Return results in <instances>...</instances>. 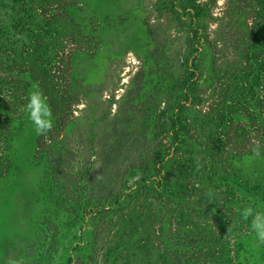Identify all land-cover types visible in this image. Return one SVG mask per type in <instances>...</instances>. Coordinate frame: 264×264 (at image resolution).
<instances>
[{"label": "rangeland", "instance_id": "rangeland-1", "mask_svg": "<svg viewBox=\"0 0 264 264\" xmlns=\"http://www.w3.org/2000/svg\"><path fill=\"white\" fill-rule=\"evenodd\" d=\"M31 1L0 5V107L27 104L31 75L53 127L31 137L39 167L0 184L32 230L0 240V264H111L116 243H146L153 264L161 229L264 264L242 214L264 213V0ZM69 5L54 41L25 37Z\"/></svg>", "mask_w": 264, "mask_h": 264}, {"label": "trees", "instance_id": "trees-1", "mask_svg": "<svg viewBox=\"0 0 264 264\" xmlns=\"http://www.w3.org/2000/svg\"><path fill=\"white\" fill-rule=\"evenodd\" d=\"M20 3H23L22 8L24 9V3L32 4L31 0H0V5L7 9H13L15 11V4L19 5ZM38 3V2H37ZM39 4V3H38ZM41 7V6H39ZM31 6L29 7V9ZM21 6L19 5V8L17 11H20ZM32 9V8H31ZM81 10V9H80ZM79 9L70 8V5L66 8H64L61 11V14L55 15V16H49V20H46L42 17L43 21L39 24L41 25V28L39 29L37 25L30 24V30L25 34V37H28L30 35H34L35 37L41 33L46 35L47 41H54L57 36L58 30L54 29V25H61L53 22L51 25H49L47 22H52L53 17H57V21L60 22L61 20H68V22H72V24L75 23V17L79 15ZM33 11V10H32ZM16 17H19L18 15H15ZM187 16H190L188 14ZM196 17H199L197 14ZM54 19V18H53ZM51 26V27H50ZM57 28V26H56ZM41 48V46H40ZM43 49V46H42ZM36 53V52H35ZM45 55H48V51H44ZM32 53L28 52L26 55L31 56ZM31 83L33 84L32 88L34 86H37L35 84V80L32 79L31 75L29 76ZM15 111L9 112V110H6L3 107H0V115L2 116V120L0 121V144L4 146L3 149V158H4V172L0 175V184L7 183L10 178L13 176V172L17 170L18 168L20 170H28L32 168L39 167L38 164L35 162V154L34 151L36 150V146H33L34 141L31 140V137L33 136V132L35 131V128L31 122V120L28 118L23 105H17V108L14 109ZM176 126V124H175ZM28 133L29 137H25V134ZM174 136L179 141V135L177 131H175ZM19 137H22V140L20 142H17V139ZM44 161V160H43ZM41 161V164H43ZM43 166V165H42ZM161 185V184H158ZM7 198V202L0 203V240L7 238L12 239L14 236V233L18 232L20 235L23 236V239L26 238L32 230L28 227L29 224L26 222V224H22L19 214H16V211H13L11 208V204L9 205V202L13 199L12 194L8 195L4 198ZM11 208V209H10ZM10 226V228H9ZM23 228V231H22ZM35 229V227H34ZM18 234V235H19ZM159 234V240L160 244L157 246H154V251L156 255V262L153 264H223L219 262V254L223 255V251L221 249H217L216 247H213L211 249L205 248V239L206 234L203 230H190L186 229L183 230L182 235L185 236V239L179 240L176 239L177 237H171L174 242H171L169 238L164 236V230L161 229L158 231ZM168 234V232H166ZM125 240H128L125 239ZM249 241L250 239L247 238ZM238 242V241H237ZM252 243H257V238L254 237L251 239ZM27 243V244H26ZM24 244V251L20 255L21 261L25 258V254L28 251L29 247L35 245L36 247H40L36 245L37 240H35V244H31L29 246L30 242H26ZM141 244L136 243L133 249H125L121 244H113L112 247L107 249L105 251V255L111 253V255H115L113 262L111 264H117L118 261H120L122 264H147L144 263L143 260H146V257L149 256V250L146 249L147 244L144 243ZM40 251L43 252L41 248H38ZM72 249V248H71ZM70 249V250H71ZM2 253V248H1ZM81 251V250H80ZM46 254L47 252L44 251ZM70 252H73L71 250ZM153 252L150 251L152 254ZM137 254V256L141 257L139 260L134 261L129 258L132 255ZM72 254V253H71ZM238 254V252H237ZM237 254H235V259H233L234 264H247L249 263L245 261L244 258H240ZM212 257H217V260H213ZM116 258V259H115ZM211 259V260H208ZM37 261H41V258H37ZM106 261V260H105ZM154 261V260H153ZM72 261L69 259L67 264H70ZM119 263V264H121ZM39 264H42V262H39ZM148 264H152V262H149Z\"/></svg>", "mask_w": 264, "mask_h": 264}, {"label": "clouds", "instance_id": "clouds-1", "mask_svg": "<svg viewBox=\"0 0 264 264\" xmlns=\"http://www.w3.org/2000/svg\"><path fill=\"white\" fill-rule=\"evenodd\" d=\"M24 110L38 135H46L51 131L53 127L51 108L47 103V97L38 86H34L28 93V101ZM253 152L259 155V146L255 147ZM242 214L245 220L252 217L251 228L258 240L264 242V213L253 214V209L249 206L243 210Z\"/></svg>", "mask_w": 264, "mask_h": 264}]
</instances>
